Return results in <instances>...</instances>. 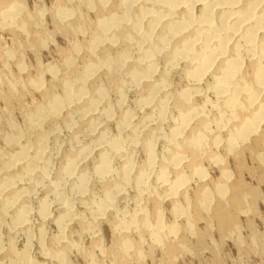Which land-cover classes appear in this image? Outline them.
<instances>
[{"label":"bare ground","instance_id":"6f19581e","mask_svg":"<svg viewBox=\"0 0 264 264\" xmlns=\"http://www.w3.org/2000/svg\"><path fill=\"white\" fill-rule=\"evenodd\" d=\"M1 1L4 8V10L0 12L1 25L3 27H11L13 29L14 27L15 28L17 27L18 29L24 28L23 27L24 21L20 19V15L23 12L22 9L23 7L20 5V3L18 2L19 4H16L17 1L11 2L12 0L11 1L1 0ZM108 1L109 0H78V3L80 2L83 5L84 3L86 4L88 3V6L90 5L89 8L93 7L92 9H94V5L96 3L98 7L96 8L98 9V11L95 17V25H94L95 29L93 31L94 33L93 38L89 40V43L88 41H86L88 43L86 48L88 50V54L90 53L91 55L90 56L91 59L83 64L81 70L82 72L77 73L79 75L78 77L76 76V80L72 79V81L65 80L63 81V83L61 82L63 88L62 96L59 97L57 95L50 94L51 96L47 95L48 97L44 98L45 101H43V103L41 102V104L38 103L35 104L32 110L28 109L29 111H24L21 108V111L23 112L22 116H24L23 120L25 121L24 122L25 127L23 128L24 130L22 131L18 130L12 121L7 120V123L10 125L11 130L9 135L4 134V136L6 135V137L4 138L3 143H5L6 146L5 147L3 146V149L5 148L4 150L3 149L0 150V225L4 220V217L8 213V210L14 205L19 204L18 207H15L17 209L15 213L13 212L14 215L12 214L13 215L12 224H11L12 226H10L12 228H10V230L13 231L15 230L17 232L20 230H22V232L24 230H27L26 228L28 222L29 207L25 205V203H23L22 199L23 197L28 198L24 194L27 195L31 194V191L34 192L36 188H38L42 183L45 182L47 178L49 164L53 158L52 155H54L52 153L53 152L52 148H49L51 150L47 151L48 147H46L47 146L46 144H47L48 136H50V133L46 134V131L43 130V123L45 120L48 121L51 120V122L58 120L57 118L61 116L60 115L62 114L61 112L64 109H67L68 117L65 122V125H67L66 128L68 127L71 128L74 125L73 121H75L74 120L75 117L82 116L84 119L82 118L81 120L79 117V119L81 120V121L79 120L80 121L79 124H82V126L84 125L85 132L83 133L82 130H81L82 133L80 131L78 132L81 133L82 136L83 134H85L88 138L91 137L92 141L90 143L91 145L89 144L87 146H82V147L80 145L79 147L80 149H78L75 153H72L71 151L70 152L72 153L71 155L68 154L69 156H67L66 154L67 156V159H65L66 162L64 161V166L60 168L61 171L58 176L62 177V175L63 176L66 175L67 177V175H70L71 177V174L74 172V168H77L76 165L80 160L82 161L84 158H86L89 155V153H91V151H93L92 152L93 154L95 151H99L98 154L96 153L98 155L97 162L96 163L94 162L96 158L92 160L95 163L93 165L94 166L93 173L95 174V177L97 178L100 177L104 179L107 178L109 174H111V176L113 175L112 172H114V169H112L113 166L112 159H116L117 157L119 158L126 157V159L124 158L125 161H123L124 162L123 165L121 164L122 166L120 165L121 167H118L119 169H117L114 172L117 176L116 179L114 178L115 181L109 180L110 182H107L103 185L101 190H103L104 198L100 200L101 202L98 205H96L97 203L92 200L94 203H96L95 204L96 206L94 208H91V211L90 210L88 211H90L89 214L90 213L93 214L94 219L97 222H101L102 218L106 217L105 215L107 213L117 214L115 211V204H116L115 201H117L118 199L116 198L119 197V199H121L120 197L122 194L121 195L119 194L120 192H122V190H125L129 182L134 183V188L136 187L137 190L136 192H138V194L141 193L140 195H143L142 192L145 191L149 192L151 187L147 183L146 179L148 177L149 179L153 178L150 175L154 171L155 166L157 164V162H155L156 160L155 154L156 152L158 153L159 151V150L157 151V148L162 147L168 152V154L166 153L167 156L165 158L162 157V159H165L164 161L162 162L160 161L161 163H158L160 164V169L155 170L158 171L156 172L155 175L157 177V180L161 184V188L165 198H162L163 196L161 197L158 194L155 195H158L160 199L162 198V200L167 198V201L171 207V213L175 216V218L182 217L185 219L186 225L182 227V229H184L182 232H184V234L186 232L188 236L189 235L194 236L195 239L197 238L199 240V242L200 240L201 242L202 241L204 242L205 239L203 240L202 237L206 235L205 234L203 236L205 232L202 234L203 231L202 232L197 231V227L195 228V224L198 221L201 222L202 220V222H204L206 226L204 230L206 228L211 229L214 225H218L219 228H217L216 226L215 227L217 228V230L220 229L223 238H229V239L231 238L232 241L235 242L234 244L237 243L236 244L237 246L238 245L244 246L245 242L239 236V227L236 224L237 220L235 221V219H237L236 214L239 215V213H245L248 212L249 210L252 211L253 207L251 201H253L252 199H254L256 194L254 192L251 193L252 191L248 193L243 192V190H245L244 187L245 184L243 185L244 182L241 181L240 179H235V180L233 179V177H235L234 174H232L231 171L227 169L226 165H224L225 158L220 157L221 155L218 156L212 153L211 154L209 153L210 155H208L207 150L212 145H215L216 147V145L220 142L221 140L220 138L221 134L219 133L220 131H216L218 132V134L215 135L218 136L216 137L214 136L212 141H210V137L213 135V132H211L212 134L209 137V140L207 139V135L210 132L209 127L212 124L216 125L219 129H222L221 132H223L224 130L227 132V136L225 137L227 138V140L226 141L224 140L225 151L223 152H226L225 154L228 155V157L230 156L231 158H234L233 163L235 166H237V168H239V169L235 168L238 170V172L242 166L241 155L243 154V151L245 149H247V151L249 150L250 153L251 152L253 154L255 153L254 154V156L256 157L255 160H259L261 162H263L264 160V0H143L142 2H145L144 4L149 2L151 3V5L149 4L150 7H146L147 4L146 6H144V4L141 2L143 5L141 4L138 6L139 10L137 13L132 12V7L133 5L136 6L137 4H139L138 3L139 0H116L118 1L117 4L119 6L118 8H120V12L118 13L109 12V14L104 15L106 14L104 8ZM84 6L86 7V5ZM0 8H2V6H0ZM69 10L70 9L66 7H61L59 8V11L56 12L58 13L57 16L59 18L61 25L64 26L65 28L66 27L71 28L73 26L76 29H80L82 26L80 25L81 24L79 18L80 14L77 17L78 11L76 14L75 12L74 13L71 12L72 10L70 11ZM1 25L0 27H2ZM71 30L73 31V29ZM25 34L28 35L29 32ZM37 38L39 40V38L41 37L38 36ZM43 43L46 42L43 41ZM117 43H121L125 45V50L122 51V53H120L114 59L108 56L109 54H107V50L108 48L110 49V47H112ZM104 45L108 46L107 50L101 48V46ZM99 47L101 50L103 49L101 51L102 54H100V56H95L96 50L99 49ZM73 49L75 50V52L81 50L79 45L74 46ZM132 50L136 51V56L134 55L135 56V58H133L134 60L130 62L129 57L131 55L130 51ZM13 52H12L13 55H15L16 54L15 51ZM12 53L7 52L5 53V55L7 54L6 57L9 58L12 56ZM160 56L164 57V59L163 58L162 59L164 60L163 65L166 66L165 68H171L172 72L174 70L179 71L180 72L179 74L183 75L184 77L182 79H185L186 82H188V84L184 82L187 84V86L186 85L185 87L183 86V89L179 87L181 88L179 92L175 93V91H172L175 94L172 99V101L174 102L172 103L175 106L174 110L177 109L180 111L179 122L177 123L178 126L171 129V131L168 134H164V135H161V133H164L161 132L162 127L161 129L159 128L161 130L160 131L161 133L159 132L158 129L153 131L151 129L150 131H147L148 133L145 132L146 136L145 134H143L145 137L141 139L143 135L139 134L140 126L138 120L136 122L137 124L134 123L132 125L131 132H129L130 135L128 133L127 140L128 142H130L129 143L130 148L128 150L126 149L127 140L123 139L124 137L122 138L120 135L116 136L117 132L115 133L116 134L115 137L112 138V136L110 137V135L109 136L106 135L107 133L105 134V131L107 130L104 131L100 128L103 132L100 133L98 132L97 134L96 133L97 129H99L101 125L104 126V124L107 123L110 118H112L111 115L113 114L112 113L113 111L111 109L109 110L108 107L103 112L102 110L100 113L96 111V107L99 105L98 103L104 100V94L106 92L103 90V88L101 89V87L100 88L98 87V89L96 90L97 92L96 93L93 92L94 94H91L92 92L89 94L88 92L90 91H87L86 88V83L88 84L89 82L88 79L91 77L93 78L95 72L97 70L99 71L100 69L105 70L106 75H108V78L109 76L114 78L123 76L124 78L125 75V78L127 77L128 83L133 87H138L142 83L145 84L147 83L146 87L144 88V91L143 90L142 92L140 91L142 94L139 95L141 99H138L140 102L139 104L142 105L141 106L142 108H144L143 105L146 106L149 103L152 104V101L154 102L155 94L161 92V94L164 97L162 99L160 98L161 101L158 104L156 102L158 101L157 100L158 97H157L155 101L156 102L155 104L157 105L154 106L156 107L157 113L161 119H164L166 117L167 110L171 108L167 105L169 101L168 95H171L168 90V88L171 87V85L169 86L170 75L168 76V74L170 73L163 72L162 74L160 72L161 75L158 78L155 77L157 79L155 80H153L154 78L152 79L153 75H155L156 72H158V70L160 69L159 68L160 62L158 63L159 61L158 59ZM1 60H3L2 57ZM19 60L20 59H18L17 64H15L17 61L15 60L14 64L19 65V68L21 70H24L27 67L25 65L26 62H24L23 59H21L20 61ZM73 61L72 58L69 57L67 60L64 61V63L70 66L72 65ZM2 63L4 62L2 61ZM8 64L9 62L7 63V65ZM35 66H38V64L36 65L35 63ZM68 69L70 70L71 68ZM164 71L166 72V69ZM40 72L43 73V71ZM46 72L54 74L55 71L53 72V67L52 69L48 67L46 69ZM1 75L2 73H0V87L4 85L7 86L8 92L5 91V93L7 94L3 93L4 89L2 88L3 92L0 91V98L5 99L7 101L13 100L11 98L13 97L16 98L15 96L17 95L16 93L18 92L17 85L19 83L16 84V80L15 82H12L11 80H7L3 78ZM30 75L28 77H30ZM209 75L212 76V82L210 84L206 83L207 84L206 90L205 88H203L204 89L203 91L211 92L215 98L214 101L211 103L212 104L211 105L209 102L210 99L208 100L206 96L204 97L206 98L205 100H208L209 104L211 105V107L210 106L208 107L212 108L213 110L212 113L213 116L211 115L212 119L209 118L210 115L209 116L206 115L209 119H207L205 115H203L204 109H206L207 106L204 107L199 106L200 103H197L198 104L197 106L195 105L196 103H193V99H192L193 96L194 99L196 98L195 97L196 94L204 93L202 92L200 84L203 83L205 78ZM20 76H22V74ZM40 76L41 74L37 73L35 77L33 76L34 78L32 77L31 80L28 79L30 80L28 84L32 89L39 90V88L43 87L41 86V81L43 79ZM28 77H25V81L26 78ZM28 80L26 82H28ZM173 80L174 79H172V81ZM122 84L126 85V83H121V85ZM118 85L120 84L117 83L116 86ZM121 85L120 87H118L119 88L118 92L122 94L121 95L122 97H124L123 92H124V87L126 86L125 85L121 86ZM179 88H177V90H179ZM20 90H21L20 92L24 93L23 89ZM45 94L47 93H44V95ZM19 95H21V93H19ZM171 98L172 97L170 96V100ZM5 100L2 101L5 102ZM200 100H198V102ZM14 101L16 102V100ZM105 101L106 100H104V102ZM201 101L203 103V100ZM118 103L120 102L118 101ZM21 105L22 104H19L17 106L20 107ZM149 107L147 106V108ZM128 112L123 114V116L121 115L120 116L121 118L119 117L117 119V121L120 120L118 123L119 126L115 124L120 129L122 128V131H124L127 125L130 124L131 122L130 119L132 117L131 115H134V113L130 112L132 114H129ZM172 112H170L169 114H171ZM169 116H171L172 119V114ZM145 118L143 119L141 118L142 119L140 120L142 121L141 123H143V121L146 120L147 118H149V120L151 119L150 117H147L146 119ZM193 119L194 120L197 119L198 127L196 128H194V125L196 126V124ZM102 120L107 122L101 124ZM192 120L194 121V124L191 125H193L194 129L190 131L191 132L189 133L190 135L188 134L187 136L183 137L185 135V134L183 135V132L188 127V125H190V122ZM135 121L136 120H134V122ZM163 122L164 121H162V123ZM176 122H174V124ZM130 126L128 125V127ZM128 127L126 129H129ZM155 127L156 126H154V128ZM120 129L118 130V132L120 131ZM54 131L52 130V132ZM73 131L74 130H72L71 132ZM122 131L119 134H123ZM78 132H74V134L72 133V136L76 137V133L78 134ZM56 133H54V135ZM139 136H141V138H139ZM56 138L53 137V139ZM71 138L74 139L73 137ZM58 139L59 138H57V140ZM74 141L77 142L76 138ZM137 146L138 147L140 146L143 149L142 153H144L145 156H147V158L145 157L146 158V161H144L145 163L143 162V164H140L139 167L137 166L135 168L134 164L136 163H133L134 160L132 161L133 156H131V154L133 153V151L136 149ZM6 147L7 148L10 147V149H14L15 152L7 153ZM212 147L210 149H212ZM93 148H95L94 149L95 151L93 150ZM12 151L13 150H11L10 152ZM89 156H88L89 159L86 158L87 160H90ZM162 156H165V154ZM203 157L206 158L208 157L210 162L219 166V168L218 167L217 168L218 170H220L221 178L219 182L214 183V185H212L211 186L212 188L210 189H206V187H203L202 189H199V192L194 191L196 192L195 194L196 203H194L196 205L194 206L193 204L192 207H190L191 204H189L190 202H188L189 199L187 198L186 189L189 188L188 185L190 184L189 182H191L190 180L192 178H200V180L201 179L204 180L205 171L201 167V163L200 165L198 164V162H202ZM206 158L204 160H206ZM162 159L160 158V160ZM182 168L188 169L189 173L187 172L188 174L186 175L184 171H182ZM237 170L236 173H238ZM86 172L82 171L80 174L77 173L78 176H76L77 178L74 180L72 184V186L74 185L75 189H71V190L79 191V194L83 195L84 191L87 190V186H88L87 184L89 183L88 179L92 178V177L88 178V175L90 176V174ZM74 175L76 174H72V176ZM63 178L64 177H62L61 179L63 180ZM107 180L105 179L104 181ZM154 180L156 181V179ZM23 181H25L24 183L26 182H28L29 184L31 183L30 187L29 186H28L29 188L26 187L27 185L25 187L24 185L22 186V184H24ZM60 182L61 181L57 182V184L55 183L52 192L55 194V197L58 199V202L59 204H61V206L69 205L68 203L69 201H71V198L69 199L68 203H65L66 198H68V197L66 198L64 197L65 196L64 192H66L65 191L66 189L64 190L63 194L61 193L62 191L61 192L58 191ZM152 184H154V182ZM72 186L70 187L73 188ZM158 188H160V186ZM242 188L243 190H241ZM154 189L156 190V186L154 187ZM3 192H6L7 195H4L5 193L2 194ZM68 192L73 193V191L70 190ZM68 192L66 194H68ZM146 192L144 194H146ZM160 193L162 194V192ZM149 194H147V196H149ZM179 196L183 198L184 203L182 201H180L182 204L178 203L179 201H177V198H179ZM137 197L140 196L138 195ZM142 197L143 196H141V198ZM157 198L158 197H156V199ZM190 198L193 199L192 197ZM73 200L76 201V198H73ZM154 202L155 204L153 203L154 204L153 210L155 209V211L153 212H156V217L158 220L154 225H152L153 223L150 224L148 222L147 220L148 215L145 214L144 209H141V211L138 212L139 214H135L133 216L131 214V217L128 216L129 219L126 218L125 221L119 220L118 218V221L114 222V228L117 229L118 231L120 230L121 232L122 230L140 229L141 233L144 235V237H146L145 240L147 239L153 247L156 248L159 247L163 249L162 251L163 253L161 252V249L160 252L164 256L170 257L172 255L175 256L176 253L185 254L186 252V253H190L193 256L196 255L199 258L200 255H197L199 254L198 251L192 249L193 248L192 246L190 245L186 246L183 242L182 243L180 242L181 240L178 242L176 241L178 240L179 237H177L175 241L174 239L172 240L170 238L171 236H174L177 233V231H180L178 224L176 223L177 221L176 222L174 221L175 223H171L169 225L163 224L161 220V218L165 216L163 215L162 212L163 207H160L161 204L159 203V200L155 201L154 199ZM168 203H166L165 205H167ZM48 205L50 204L47 202V200L45 202L43 201L41 202L39 209H37L38 211L37 213H39L40 216L44 218V220L47 219L48 212L51 207L50 206L48 209ZM71 205H69L68 209L62 210V213L60 212L61 215L59 217L57 216L58 218L57 220H55L60 228V232L61 230L64 229V225H67L66 222L67 221L69 222V220H73V217L75 216V213L71 209L72 207L70 208ZM85 209L87 208L85 207ZM82 212L80 213L82 214ZM84 213L85 212H83V214ZM122 216L124 217L125 214ZM83 219L84 218L79 217L78 220H76L80 224L82 232L93 233L95 231L94 226L96 225V223L95 222L87 223ZM208 230L206 231L207 232L211 231ZM128 233H124L123 231L122 237L116 244L115 251L117 249L118 252L116 254L117 257L121 259V261L129 260L131 258L137 259L139 258V256L140 258H142L141 255L143 252L141 249L142 247L141 244H139L138 242L137 243L133 242L132 239L129 238V236L127 235ZM210 233L208 234L210 235ZM208 234L205 237H207ZM58 237L59 239L65 240L63 238V234L61 233L59 234ZM1 238H0V264H34L31 260V257L29 256L30 254L27 251H22V252L15 251L13 238L8 239V241L10 239L11 240L10 243H7L9 244L7 249L3 248V240ZM247 238H249V240L246 242L248 243L249 250H251L252 252L255 250L258 251L257 249L264 251L263 234L261 235L255 233L250 228L248 231ZM195 239L194 241L198 243L197 240ZM74 245H77V243L76 244L74 243ZM74 245L69 242L68 244H66L65 246L63 245L61 248H58L57 250L55 249L47 250L40 242V249L42 248V250L40 251L44 252L43 253L44 257L46 256L47 258L57 257L59 261H61V263L62 262L65 263L66 262L65 260L70 250L73 247L74 248L76 247ZM152 246H149L148 249H150V247ZM218 247L214 246L211 249L209 248L210 254L212 253L215 258H217V255H219L217 254L219 251ZM178 254H176V256ZM162 257L160 256L161 259ZM214 257L212 258L214 259ZM172 258L175 259V257Z\"/></svg>","mask_w":264,"mask_h":264},{"label":"rangeland","instance_id":"374dc122","mask_svg":"<svg viewBox=\"0 0 264 264\" xmlns=\"http://www.w3.org/2000/svg\"><path fill=\"white\" fill-rule=\"evenodd\" d=\"M13 1L14 2L17 1L16 4L20 3V5L23 7L22 8L23 12L20 15V19L24 21V24H23L24 28L18 29L16 27L17 28L16 29L14 27V29H13L11 27H3L0 23V25L2 26V27H0V61H1L0 62V73H2L1 76L3 78H5L7 80H11L12 82H15V80H16V84L19 83L17 85L18 92L16 91L17 92L16 93L17 95L15 96L16 98L13 97V98H11L13 100H8V101L0 98V140H1L0 141V150L3 149V146L4 147L6 146L5 143H3L4 138L6 137V135L4 136V134L9 135L10 130H11L10 125L7 123V120L12 121L18 130H21V131L24 130L23 128L25 127V125H24L25 121L23 120L24 116H22L23 112L21 111V108L24 111L32 110L33 106L35 104H37V103L41 104V102L43 103V101H45L44 98L51 96L50 94L57 95L59 97L62 96V94H63L62 93L63 92V88H62L63 81H65V80L66 81L67 80L72 81V79L76 80V76L78 77V75H79L77 73L82 72L81 70H82L83 64L88 62L91 59V57H90L91 55H90V53L88 54V50H87L86 46L89 43V40L91 38H93V34H94L93 31L95 29V27H94L95 17H96V13L98 11V9H97L98 7H97L95 2H94L95 3L94 9H92L93 7L89 8L90 5L88 6V3L87 4L84 3V5H86V7H85L82 3H80V2L78 3V0H74V2H73V0H71V1L70 0H65V1L64 0H12L11 2H13ZM75 1L77 2V4ZM109 1L107 2V4L105 5V8H104V11L106 12V14H104L105 12L103 14L107 15V14H109V12L110 13L120 12V8H118L119 6L117 4L118 1H116V0H109ZM142 1L143 0H139V2H138L139 4H137L136 6L133 5V7H132L133 13H137L139 10L138 6L141 5L142 3L143 4L145 3ZM0 2H1L0 6H2V8H0L1 9L0 12H2V10H4V8H3V4H2L1 0H0ZM146 4H147V6H146ZM146 4H144V6H146V7H150V5H151V3H149V2H147ZM87 6H88V8H87ZM61 7H66L68 9L72 10L71 12H73V13L75 12L76 14L78 11L77 17L80 14V16H79L80 23H81L80 25H82L80 29H76L73 26L71 28H69V27L65 28L64 26L61 25L59 18L57 16L58 13H56L59 11V8H61ZM74 9H76V10H74ZM0 19H1V16H0ZM0 22H1V20H0ZM9 29L11 32L9 31ZM71 29H73V31H75V32H73ZM28 32L32 37L29 34L28 35L25 34ZM35 34H36V36H35ZM38 36L41 37V38H39V40L37 38ZM42 38H44V39H42ZM43 41L46 43H43ZM86 41H88V43ZM77 45H79L81 50H78L77 52H75L73 47L77 46ZM112 47H110V49H109L108 46H105V45L101 46V48H103L105 50H107V48H108V50H107V54H109L108 56H110L111 58H114V59L120 53H122V51L125 50V45H123L121 43H117V44L113 45ZM99 49H100V47H99ZM99 49L96 50L95 56H100V54H102L101 51L103 49L102 50L101 49L99 50ZM13 51H15V53H16L15 55H13V53H14ZM17 51H18V53H17ZM132 51H130L131 55L129 54L130 55V57H129L130 62L133 61L134 60L133 58H135V56H136V51L135 50H132ZM7 52H11V53L13 52L12 56H11L13 59L11 57H9V58L6 57L7 54L5 55V53H7ZM2 54H4V55H2ZM1 57L3 60H1ZM19 57H22V58H19ZM69 57L72 58V61L75 59L73 61L72 65H70V66L68 64L66 65V63H64V61L67 60ZM16 58H18L20 60L23 59V61L26 62L25 65L27 66L26 67L27 69L25 68L24 69L25 71L21 70L19 68V65H15L18 63V59H16ZM162 58L164 59L163 56H160L158 59L159 60L158 63L160 62L159 63L160 69L158 68L159 73L156 72V74L158 76L155 74V75H153L152 79L153 78H154L153 80L157 79L161 75L160 72L162 74H163V72L164 73H170V74H168V76L170 75L169 76V83H170L169 86L171 85V87H169L168 90H169V93L171 95H168L169 96L168 103H171L172 105L167 103V105L171 108L168 107L169 110H167V115L164 118L166 120L161 119L159 117L157 110H156V107H155L161 101V99L164 97L161 94V92L160 93L158 92L157 93L158 95L155 94L154 102L152 101V104L149 103L146 106L143 105L144 108H142L141 107L142 105L139 104L140 102L138 99H141L139 95H142L141 92H142V90L144 91V88L146 87L147 83L146 84L142 83L140 85L141 88H140V86L133 87L132 85H130L128 83L127 77L125 78V75H124V78H123V76H120L118 78L117 77L114 78V77L109 76V78H108V75H106L105 70L100 69L99 71L98 70L96 71L98 73L95 72L96 75L94 74L93 78L91 77L88 79L89 82L87 81L88 84L86 83V88H87V91H90V92H88L89 94L91 92H92L91 94H94L93 92L96 93L97 92L96 90L98 89V87L99 88L101 87V89L103 88V90L106 92V93L104 92L106 94V97L104 94V100H106V101L104 102V100H103L100 103H98L99 105L96 107V111L98 113H100L101 110L103 112L108 107L109 110L111 109L113 111L112 112L113 114L111 115L112 118H110L108 120V122L103 121V120L101 121L102 122L101 124H104L105 122H107V123H105L104 126L103 125H101V127H99L100 125L98 126L99 129H97V132H96L97 134H98V132L99 133L103 132L102 130H104V131L107 130L108 132L105 131V134L107 133L106 135H108V136L110 135V137L112 136V138H113L117 134L116 136L120 135L122 138L124 137L123 139L127 140L128 133L131 132L132 125L134 123H136L138 120H139L138 123L140 126V127L138 126L140 128V129L138 128L140 130L139 131L140 135L145 134V132L148 133L147 131H150L151 129H152V131L158 129L159 132L162 130L161 132H164V133H161V132L160 133H161V135H164V134H168L171 131V129L178 126L177 123L179 122L180 111L177 109L174 110L175 106L173 104L174 102L172 101V99H173V96L175 94L172 91H175V93L179 92L181 90V88L183 89V86L184 87H185V85L187 86L188 82H186L185 79H182L184 77H183V75L179 74L180 73L179 71H175L173 69L174 71L172 72L171 68H165L166 66L163 65L164 60ZM15 60H17L16 63H15ZM160 60H163V61H160ZM2 61L4 63H2ZM6 61H7V63L9 62L8 65H7ZM35 63H36V65L38 64L39 67L35 66ZM41 67H43V68H41ZM48 67L51 69L53 67V72L55 71L54 74L46 72V69ZM68 68H71L72 70L71 69L69 70ZM163 69L164 70L166 69V72ZM40 71H43V73ZM18 72H20L22 74V76H20L21 74ZM30 73H31V75H30ZM37 73L41 74L40 77L43 79L41 81V86H43V87L40 86L41 87V88H39L40 91L38 89H36L38 91H36L35 89H32L28 84L29 81L32 79V77L33 76L35 77ZM29 75H30V77H28ZM21 77H23V78H21ZM25 77H28V78H26V81L28 79H30V80H28V82H26ZM155 77H157V78H155ZM207 77L205 78V80H207V81L204 80L203 83L200 84L202 92H204L203 88H205V90H206V87H207L206 85L210 84L212 82V76L209 75ZM172 79H174V80L172 81ZM179 80H181V81H179ZM123 81H125V82H123ZM184 82H186L187 84ZM117 83H119L120 85H121V83H126V85L124 84L127 87V88L124 87V92H123L124 97H122L121 96L122 94L118 92V90H119L118 87H120V85L116 86ZM127 84H129V85H127ZM24 85H25V87H24ZM179 87H181V88H179ZM2 88L4 89L3 90L4 92L2 91ZM177 88H179V90H177ZM0 89H1L0 91L3 93H5V91L8 92L7 86H5V85L1 86ZM20 89H23L24 93L20 92L21 91ZM41 89H42V91H41ZM125 89H127V90H125ZM172 89H174V90H172ZM137 91H139V92H137ZM19 93H21L22 96L19 95ZM44 93H47V94L44 95ZM172 93H173V95H172ZM204 93H202L204 96L201 93L196 94V96H195L196 101H195L194 96H193L192 97L193 103H196L195 105H197V106H198L197 103H200L201 105L199 104V106H202V107L207 106V108L205 107L206 109H204L203 115H205V117L207 119H209V118L212 119L213 110L210 107L212 105L211 103L214 101L215 98H214V95L209 91H205ZM5 94H7V93H5ZM118 95H120V96H118ZM170 96L172 97L171 100H170ZM205 96L208 100L209 99L212 100V101L209 100L211 105L209 104L208 100H205L206 99V98H204ZM156 98L158 101H156ZM200 98H201V100H203V103L200 100ZM2 100L3 101L5 100V102H3ZM14 100H16V102ZM18 100H19V102H18ZM198 100H200L201 102L200 101L198 102ZM118 101L120 103L121 102L122 103L120 104V103H118ZM155 101L157 102V104H155L156 103ZM19 104H22V105L19 107V106H17ZM205 104H207V105H205ZM147 106L148 107L150 106V107L147 108ZM173 106H174V108H173ZM208 106H210V107H208ZM125 111H127V112L129 111L128 112L129 114L134 113V115H131L132 116L130 119L131 122H130V124H128L129 126L130 125L131 126L128 127V125H127V127L129 129H126L127 127L125 126L126 128L125 127L124 128L126 131L124 130V128H123L124 131H122V128L120 129L118 127L119 126L118 123L120 120L117 121V119L121 115L123 116V114L127 113ZM206 111H208V112H206ZM130 112H132V113H130ZM147 112H149L150 114ZM153 112L155 115L153 114ZM170 112H172L171 113L172 119H171V116H169V115H171V114H169ZM61 113H62V114H60L61 116H59L60 118L59 117L57 118L58 120L52 121V122H51V120H49L50 122L48 120H45L43 123V130L46 131V134L50 133V136L47 135L48 136L47 144H46L47 145L46 147H48L47 151L51 150L49 148H52V150H53L52 153L54 155H52L53 158L51 157L52 160L49 164V169L47 172V178L48 179L46 178L45 182L42 183L38 188H36L34 190V192L31 191V194H29V195L24 194L28 198L23 197V199H22L23 203H25V205H27L29 207L28 222H27V228H26L27 230H24L23 232H22V230H20L18 232L15 230H14L15 232L13 230H10V228H12L10 226H12L11 224H12L13 215L17 209L15 207L19 206V204H16L8 210L9 214L8 213L6 214V216L4 217V220L2 221V223L0 225V238L2 237L1 239L3 240V248L7 249V247L9 246V244H7V243H10V240H11L10 239L8 241V239L13 238V244H14L15 251H17V252L27 251L30 254L29 256L31 257V260L34 264H115V263L116 264H119V263L120 264L121 263H123V264H264V251L257 249L258 251L255 250L252 252L251 250L248 249V243H246L249 240V238H247V237H248V231L250 228L255 233H258L261 235L263 234V236H264V160H263V162H261L259 160H255L256 159V157L254 156L255 153L254 154L252 152L250 153L249 150L247 151V149H245L246 151L244 150L243 154L241 155L242 156L241 157V159H242L241 165L242 166L238 172L237 169H239V168H237V166H235L233 163L234 158H231L230 156L228 157V155L225 154L226 152H223V151H225L224 146H225V141L227 140V138H225L227 136V132L224 129L223 130L225 132L224 131L221 132L222 129H219L216 125H213V124L209 127L210 132L207 135V139L209 140V137L212 134L211 132H213V135L210 137V141H212L214 136L215 137L218 136V135H215V134H218V132H216V131H220L219 133L221 135L220 134L219 135L221 138V140H220L221 144L219 142L216 145L217 148L215 147V145H212V146H214V147L211 146L213 150L210 149L211 148L210 147L207 150V152H208V155H210L212 153V154H216L218 156L221 155L220 157L225 158L224 159L225 160L224 165H226L227 169L229 171H231V173L234 174V176L236 177V178L233 177V179L234 180L240 179L241 181L244 182L243 185L244 184L246 185V186L244 185L245 190H243L244 187L241 190H243V192H246V193L252 191L251 193L254 192L256 194L254 199L249 198V199L253 200V201H251L252 207H253V210H252L253 212L251 210H249L248 212H245V213H239V215L236 214L237 219H235V221L237 220L236 224L239 227V236L245 242L244 246L243 245L237 246L236 245L237 243L234 244L235 242H233L231 238L230 239L229 238H223L221 235L220 229L217 230V228H219L218 225H214L212 227L213 229L212 228L211 229L206 228L204 230V228L206 226H205V223L202 222V220H201V222L198 221L195 224V228L197 227V231H200V232L203 231L202 234L205 232L203 234V236L205 234L207 235L208 233L211 232L210 235L208 234L209 237L208 236L205 237L206 235L204 237H202L203 240L205 239L204 242L202 241L204 244L201 242V240L199 242V240L197 238L195 239L194 236L191 235L192 236L191 237L190 235L188 236V234H186V232H185V234H184V232H182L184 230V229H182V227L186 225V221L182 217H176L175 218V216L171 213V207L167 201V198L162 200V198H165V196L163 194L161 184L159 183V181L157 180V177L155 175L156 172H158L155 170L160 169V164H158V163H161L162 161H164L165 159H162V157L165 158L167 156L166 153L168 154V152L165 149H163L162 147H158L157 151L158 150L159 151H158V153L156 152L157 155L155 154L156 160H158V161L155 160V162H157V164L155 166L154 171L150 175L153 178L149 179V177H148L146 179V181L150 185L151 189L153 190L154 187L156 186V190L154 189L152 191L150 189L149 190L150 194H149V192L145 191L146 194H144L145 192H142L143 195H140L141 193L138 194V192H136L137 190H136V187L134 188V183L129 182L127 185L128 187L126 186L125 190H122V192H120V194H119V195L122 194L120 197L121 199H119V197L116 198V199H118L117 201H115L116 202L115 211L117 214L109 213L110 214L109 215L107 213L105 215L106 217H103L101 222H97L94 219L93 214L92 213L89 214V212L91 211V208H94L96 205H98L101 202L100 200H102L104 198L103 197L104 196L103 190H101L103 185L107 182H110L109 180L115 181L117 176L114 172L117 169H119L118 167H121L123 165V163H124L123 161H125L126 157H124L125 159L123 157H120L121 159L119 157H117L118 159L116 157H115L116 159H112V165L113 166L112 165L111 166H112V169H114V172H112V174H113L112 176H111V174L108 175L109 177L107 176L108 180H107V178H104V179L100 178V177L97 178V177H95V174L93 173L94 172L93 171L94 170L93 165L98 160L97 154L99 151H95L94 150L95 148H93V150L95 151L94 154L92 153L93 151H91V153H89L90 156L88 155L90 157V160H87V159H89L87 156L86 157L87 159L84 158L82 161L80 160L77 163V165H76L77 168H74V172L72 173V174H76V175H74L75 177L72 176V174H71V177H70V175H67L68 178L66 177V175H64V176L62 175V177H64V178L66 177L65 179L63 178V180H62L61 179L62 177L58 176V175L61 171L60 168H62L64 166V161L66 162L65 159H67V156L71 155L72 153H75L78 149H80L79 148L80 145H81V147L89 145L91 143L92 139H91V137L88 138L85 134H83V136L81 134L82 132L83 133L85 132L84 131V128H85L84 125L82 126V124H79L83 118L82 116L75 117L77 119L76 120L74 118V120L76 122L73 121L75 126L73 125L72 126L73 128L68 127L69 128L68 129V128H66L67 125H65L66 119L68 117L67 116L68 111H67V109H64ZM206 115L207 116L210 115V117L208 118ZM151 116L155 117V118H152ZM167 116H169V117H167ZM79 117L81 120L79 119ZM145 117L146 118L150 117L151 121L149 120V118L146 119ZM141 118L146 119L143 121L144 124L141 123L142 122V121H140V120H142ZM156 118H158V119H156ZM133 119L136 121L134 122ZM160 119L164 122L162 123V121ZM193 120L190 122V125L194 124V121H195L196 126L194 125V128L198 127L197 119H195L194 121ZM148 122H150L151 124ZM174 122H176V123L174 124ZM157 123H158V125H157ZM115 124L118 126H116ZM76 125H77V127H76ZM142 125H143V127H142ZM190 125H188V127L186 128L187 130L186 129H185V131L183 130L185 132V133L183 132V135L185 134L184 136L182 135L183 137L187 136L189 133H191L190 131H192V129H194L193 125H191L192 128ZM154 126H156V127L158 126V127L154 128ZM117 127H118V130L120 129L119 132L117 130ZM161 127H162V129H161ZM52 130L53 131L56 130V131L52 132ZM72 130H74V131L71 132ZM81 130H82V132H81ZM141 130L143 133L141 132ZM188 130H189V132H188ZM78 131H80L81 133H79ZM121 131L123 134H119V133H121ZM74 132H78V134L76 133V137L72 136V133L74 134ZM54 133H56L55 134L56 136L54 135ZM96 133H95V135H96ZM124 134L126 135V137ZM129 135H130V133H129ZM145 136H146V134H145ZM145 136L143 135L142 138H141V136H139V138L143 139ZM53 137L54 138L57 137L59 139L58 140H57V138L53 139ZM71 137H73L74 139H72ZM75 138H76L77 142L74 141ZM70 141H71V143H70ZM129 143L130 142H128V140H127V145H126L127 150L130 148ZM137 147L133 151V153H132L133 155L131 154V156H133L132 161L134 160L133 163H136V164H134L135 168L137 166L139 167L140 164H143V162L146 161V158H147V156H145V154L142 153L143 149L140 146L138 148ZM8 148L6 147L7 153L8 152L9 153L15 152L14 149H10V147H8ZM159 148H162V149H159ZM11 150H13V151L10 152ZM163 150L165 151V153ZM71 151H72V153H70ZM139 151H141V152H139ZM66 154H67V156H66ZM161 154L162 155L165 154V156H162ZM252 154H253V156H252ZM160 158L162 160H160ZM205 158L206 157H203L202 162H198V164L200 165V163H201V167L205 171V177L206 178L204 177V180L203 179L200 180V178H192L190 180L191 182H189L190 184L188 185L189 188L186 189L187 198L189 199L188 202H190L189 204H191V206L189 205L190 207H192V205L194 203H196V195L195 194L197 191L199 192V189H202L203 187H206V189H210V188H212L211 186L214 185V183L219 182V180L221 178L220 177V175H221L220 170H218L219 166L210 162L208 157L206 158V160H204ZM93 159H95L94 160L95 163L92 161ZM199 161H201V160H199ZM80 162H81V164H80ZM235 168H237V169H235ZM185 169L182 168V171H184V173L187 175L189 173L188 172L189 170L186 169V171H185ZM236 170L238 173H236ZM82 171L83 172L87 171L90 174V176L88 175V178L92 177L91 179H88L89 183L87 184L88 185L87 190H86L87 192L84 191L83 195L79 194V191L71 190V189H75L74 185L72 186V184H73L74 180L77 178L76 176H78L77 173L80 174ZM92 174H93V176H92ZM105 179L107 181H104ZM148 179H149V181H148ZM154 179H156V181ZM59 181H61V182L59 183L60 186L58 188V191L59 192L62 191L61 193L63 194L64 190L66 189L65 190L66 192H64V195H65L64 197L65 198L68 197V198H66L65 203H68L69 199L71 198V201H69L68 204L69 205L72 204L70 206V208L72 207L71 209L75 213L74 217H76L77 215L78 216L80 215L79 217L84 218L83 220H85L87 223H89V222H91V223L95 222L96 223V225L94 224L95 225L94 226L95 231L93 233L92 232H84V233L82 232L80 224L76 221L79 218L78 216H77L78 218L73 217V220H69V222L67 221L66 222L67 225H64V229L61 230V232H60V228L57 225V222L55 220H57V218L61 215L62 210L69 208V205L64 204L65 206H61V204H59V202H58V199L55 197V194L52 192L53 186L55 185V183L57 184V182H59ZM102 181H103V184H102ZM24 182L25 181H23V183ZM153 182H154V184H152ZM28 184L29 183L26 182V183L22 184V186L24 185V187H25L27 185L26 187H28V186L30 187L31 183L29 185ZM70 186H72L73 188H71ZM159 186H160V188H158ZM30 190H29V192H30ZM69 190L73 191V193L68 192ZM156 191H157V193H156ZM194 191H196V192H194ZM67 192H68V194H66ZM77 192H78V194H77ZM160 192H162L163 195ZM2 194L7 195L6 192H3ZM72 194H73V196H72ZM147 194H149V196H147ZM155 194H158L159 196H161V197L163 196V197L160 199L159 196L155 195ZM4 195H2V196H4ZM138 195L140 197H137ZM122 196H123V198H122ZM141 196H143V197L141 198ZM156 197H158V198L156 199ZM190 197H192V198L194 197V198L191 199ZM73 198H76V201L73 200ZM154 199H155V201L159 200V203L161 204L160 207H163V209L161 208L163 210L162 211L163 215H165V216H163V218H161L163 224L169 225V224L175 223L177 221L176 223L178 224L180 231H177V233L174 236H171L170 238L172 240L174 239V241H175V239L177 237H179L180 239L178 238V240H176V241L178 242L181 240L180 242L181 243L183 242L186 246H189V245L192 246L193 247V248L191 247L192 249H194L195 251H198L199 254H197V255H200L199 258L196 255L193 256L190 253H186V252H185V254L184 253L183 254L176 253V254H178L177 256H176V254H175V256L172 255L170 257L164 256L162 254L163 249H161L159 247H157V248H159V249H157L156 247H153L147 239H146L147 240L146 241L145 240L146 237H144V235L141 233L140 229H139L140 232L138 229L122 230V232L119 230L122 233L121 234L117 229L114 228V222L118 221V218H119V220L125 221L126 218L129 219V217H131V214H132V216L135 214H139L138 212H140L141 209H144L145 214L148 215L147 216L148 222L150 224L153 223L152 225H154L156 223V221H158L157 217H156V212H153V211H155V209L153 210L154 204H155ZM46 200L50 204V205H48V209L50 206L51 207L49 209L50 213L48 212L47 219L44 220V218L41 217L39 213H37L38 212L37 209H39L41 202H43V201L45 202ZM77 200L81 203H79ZM92 200L94 202H96L97 204L94 203ZM177 201H179L178 203H180V204H182L180 201H182L184 203V200L181 196H179V198H177ZM136 202H137V205H136ZM166 203H168V204L165 205ZM87 205H88V207H87ZM195 205L196 204H194V206ZM91 206H93V207H91ZM85 207L87 209H85ZM84 209H85V211H84ZM165 209H166V211H165ZM167 209L170 211V213ZM81 210L85 213L83 214V212ZM88 210H90V211H88ZM135 211H137V212H135ZM80 212H82V214ZM133 212H135V213H133ZM124 214H125V216L123 217L122 215H124ZM206 230H208V231L211 230V231L207 232ZM116 231H118V232H116ZM123 231H124V233H128V231H129V233L127 234L129 236V238H131L133 242H135V243L138 242L139 244H141V246H142L141 249H142L143 253L141 255L142 258H140V256H139L140 260H139V258H137V259L131 258L129 260L121 261V259H119L117 257L116 253L118 251H117V249L115 251V248H116L117 242L120 240V238L123 235ZM58 233L63 234V238L65 240L59 239ZM57 237H58L59 242L57 240ZM194 239L197 240L198 243H196L194 241ZM60 240H63V241H60ZM40 242L43 244L44 248L47 250H49V249L50 250L51 249L57 250L58 248H61L63 245L65 246L69 242L72 243L73 245H74V243L75 244L77 243V245H74L76 247L75 248L73 247L70 250V252H69V254L65 260L66 262L64 261L65 263H63V262L61 263V261H59V259L57 257H50V258H47V256L44 257V254H43L44 252L40 251V250H42V248L40 249ZM199 243H200V245L201 244L202 245L200 246ZM114 244H115V246H114ZM148 245L152 246V247H150V249H148L149 248ZM214 246H216V247L219 246L218 247L219 251L217 253L219 255H217V258H215L212 253H211L212 255L210 254L209 248L211 249ZM38 247H39V250H38ZM243 247H244V249H243ZM160 249H161L162 253L160 252ZM78 250H79V252H78ZM160 256L161 257L163 256L162 259L160 258ZM172 257H175V259H173ZM212 257H214V259Z\"/></svg>","mask_w":264,"mask_h":264}]
</instances>
